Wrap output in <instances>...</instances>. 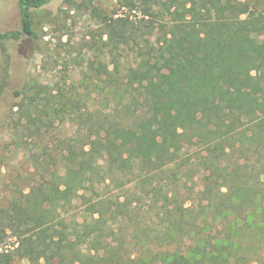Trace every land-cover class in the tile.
Returning a JSON list of instances; mask_svg holds the SVG:
<instances>
[{
	"label": "trees",
	"instance_id": "obj_1",
	"mask_svg": "<svg viewBox=\"0 0 264 264\" xmlns=\"http://www.w3.org/2000/svg\"><path fill=\"white\" fill-rule=\"evenodd\" d=\"M4 1L19 29L0 28V43L38 39L33 11L51 0ZM121 2L127 12L99 13L97 50L109 58L89 62L108 105L53 95L78 139L63 142L61 176L43 177L5 212L19 254L57 264H264V9ZM46 100L39 113L50 114ZM74 203L82 218L70 215Z\"/></svg>",
	"mask_w": 264,
	"mask_h": 264
},
{
	"label": "rangeland",
	"instance_id": "obj_2",
	"mask_svg": "<svg viewBox=\"0 0 264 264\" xmlns=\"http://www.w3.org/2000/svg\"><path fill=\"white\" fill-rule=\"evenodd\" d=\"M121 1L51 0L33 11L38 39L22 37L0 43V81L7 83L0 96V254H5L9 264H57L44 260L33 263L22 257L18 251L19 239L8 226L5 212L13 202L26 196L32 185L43 181V177L50 180L55 175L58 179L64 172L63 142L78 139L74 121L63 122L54 113L59 102L53 95L68 91L73 98H80L83 93L92 106L106 108L108 105L107 92L95 91V83L88 80L93 74L89 62L99 54L107 60V51L97 50L101 32L99 13L104 16L127 12ZM241 1L264 9V0ZM0 28L3 31L19 29L15 11L4 0H0ZM242 93L246 94V90ZM47 98L50 114L39 113V109L45 108ZM68 209L72 217L82 218L76 203ZM154 220L149 222L150 226L156 225Z\"/></svg>",
	"mask_w": 264,
	"mask_h": 264
}]
</instances>
